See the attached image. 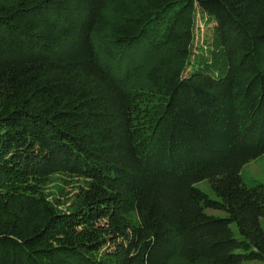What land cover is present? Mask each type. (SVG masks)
<instances>
[{
    "label": "trees",
    "instance_id": "16d2710c",
    "mask_svg": "<svg viewBox=\"0 0 264 264\" xmlns=\"http://www.w3.org/2000/svg\"><path fill=\"white\" fill-rule=\"evenodd\" d=\"M262 154L264 0H0V264L264 262Z\"/></svg>",
    "mask_w": 264,
    "mask_h": 264
},
{
    "label": "rangeland",
    "instance_id": "374dc122",
    "mask_svg": "<svg viewBox=\"0 0 264 264\" xmlns=\"http://www.w3.org/2000/svg\"><path fill=\"white\" fill-rule=\"evenodd\" d=\"M210 18L206 16H201L198 21V30L199 37L201 40L198 43L203 42V37L206 39L205 41L211 42L213 40V25L214 20H209ZM205 45V44H204ZM211 45V46H212ZM242 177L244 183L249 186H253L256 183H264V154L259 156L258 158L252 160L247 163L242 169ZM77 177L69 176L68 174L62 172H55L52 175V179L50 180L47 188V191L50 193L51 197L58 198L63 200L66 198L65 195L67 193L73 194L77 190L75 188V183L77 182ZM199 188L206 191L211 197L219 198L215 191L212 188L211 181L209 179L202 180L196 184ZM206 212L213 213L216 215L226 216V212L224 210H217L213 208H206ZM262 227L264 228V219L261 220ZM232 227L237 232L236 223H232ZM245 264H264L263 261L257 259H247L244 262Z\"/></svg>",
    "mask_w": 264,
    "mask_h": 264
}]
</instances>
